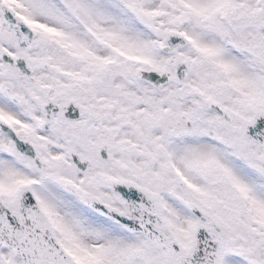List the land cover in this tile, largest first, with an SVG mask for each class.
<instances>
[{"label":"snow or ice","instance_id":"obj_1","mask_svg":"<svg viewBox=\"0 0 264 264\" xmlns=\"http://www.w3.org/2000/svg\"><path fill=\"white\" fill-rule=\"evenodd\" d=\"M0 264H264V0H0Z\"/></svg>","mask_w":264,"mask_h":264}]
</instances>
